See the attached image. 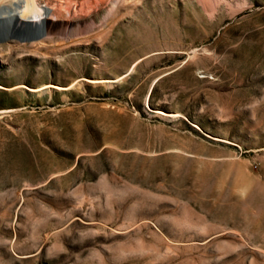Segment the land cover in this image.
<instances>
[{
	"label": "rangeland",
	"instance_id": "obj_1",
	"mask_svg": "<svg viewBox=\"0 0 264 264\" xmlns=\"http://www.w3.org/2000/svg\"><path fill=\"white\" fill-rule=\"evenodd\" d=\"M210 11L0 0V264H264V0Z\"/></svg>",
	"mask_w": 264,
	"mask_h": 264
},
{
	"label": "bare ground",
	"instance_id": "obj_2",
	"mask_svg": "<svg viewBox=\"0 0 264 264\" xmlns=\"http://www.w3.org/2000/svg\"><path fill=\"white\" fill-rule=\"evenodd\" d=\"M221 0H201V3H204L208 8H209V10H215L216 8H217V6H218V4H219V2H220ZM210 11V12H211ZM90 80H92V79H90ZM92 81H94V80H92ZM100 81H107V79H102V80H100ZM50 86H52V85H50ZM29 87V86H28ZM56 87V86H55ZM32 90H34L35 88L34 87H30ZM59 88H63V87H59ZM158 113L159 114H164V111H162V110H158Z\"/></svg>",
	"mask_w": 264,
	"mask_h": 264
},
{
	"label": "water",
	"instance_id": "obj_3",
	"mask_svg": "<svg viewBox=\"0 0 264 264\" xmlns=\"http://www.w3.org/2000/svg\"><path fill=\"white\" fill-rule=\"evenodd\" d=\"M0 40H1V34H0Z\"/></svg>",
	"mask_w": 264,
	"mask_h": 264
}]
</instances>
